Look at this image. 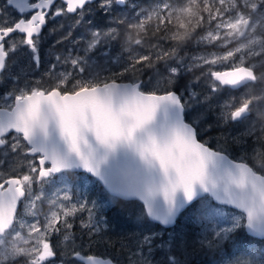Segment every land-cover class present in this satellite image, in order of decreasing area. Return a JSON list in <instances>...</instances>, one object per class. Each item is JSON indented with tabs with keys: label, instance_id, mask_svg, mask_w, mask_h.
<instances>
[{
	"label": "snow or ice",
	"instance_id": "snow-or-ice-1",
	"mask_svg": "<svg viewBox=\"0 0 264 264\" xmlns=\"http://www.w3.org/2000/svg\"><path fill=\"white\" fill-rule=\"evenodd\" d=\"M91 2L61 0L57 6L56 0H5L0 5V73L6 70V58L18 47L26 46L39 66V45L47 18L66 13L83 18ZM125 3L103 0L100 8L108 14L114 5ZM9 7L19 14H34L9 19ZM255 14L264 20V0H183L178 7L158 0L150 14L145 16L141 10L135 16L139 23L129 25L126 43L141 51L125 48L123 51L129 53L126 58L121 54L112 60L118 70L103 69L108 72L104 76L92 73L89 69L93 65L86 58L102 40L116 39L117 30L109 28L93 31L85 56L72 52L63 58L57 55L56 63L46 73L47 84L41 77L20 87L17 77V86L0 102V168L11 158L8 170L0 171V264H15L20 258L25 264H51L50 258L56 256L51 238L62 233L64 241L74 240L71 221L77 212L87 211L90 219L93 214L99 215L103 221L100 214L111 201H91L92 208H88L82 202H73L67 187L46 193L45 185H54L58 176L63 182L64 176L74 170L91 174L113 198L138 199L145 215L163 225L173 224L182 210L203 201L201 211L207 223L203 225L205 239L200 243L209 248L214 243L218 247L241 228L264 238V135L254 140L259 147L253 149L256 161L252 166L245 162L246 152L231 158L219 139L215 147L211 145L213 137L203 139L221 124L248 120L254 107L264 102V89L260 95L255 94V86L264 84V72L258 75L256 65L249 62L250 58L264 56V33L257 35L261 20H254ZM154 17L159 21L152 32L157 43L145 48L140 33L147 35V22ZM114 23L120 25L123 20ZM205 24L212 30L197 43L221 51L193 59L200 62L198 67L208 69L202 76L211 80V91H246L238 100L221 106L215 125L201 127L203 114L189 119L201 103L198 95L189 92L186 96L187 87L173 90L172 85L189 70L180 56L182 46ZM137 28L140 33L134 39L132 29ZM17 33L21 38L8 44ZM166 43L173 46L166 47ZM58 66L64 71L58 72ZM214 67L227 70L214 71ZM148 73L152 75L147 81L137 75ZM209 99L205 97V101ZM229 108L231 111H227ZM262 121L264 112H258L244 133L232 137L233 142L246 149L245 137L254 136L257 123ZM259 131L264 133V123ZM220 138L226 140L227 136L221 133ZM46 196L51 197L48 202L56 210L41 220L35 209ZM21 204L23 212L18 210ZM226 206L230 210L225 211ZM26 216L33 222L29 223ZM81 226L90 227L83 221ZM155 235L143 238L149 252ZM71 254L81 258L79 251ZM86 259L89 264H113L95 256ZM169 264L179 262L169 257ZM222 264H264V252L233 256Z\"/></svg>",
	"mask_w": 264,
	"mask_h": 264
},
{
	"label": "rangeland",
	"instance_id": "rangeland-1",
	"mask_svg": "<svg viewBox=\"0 0 264 264\" xmlns=\"http://www.w3.org/2000/svg\"><path fill=\"white\" fill-rule=\"evenodd\" d=\"M102 2L103 0H100L99 5ZM90 13L91 12L87 10L84 13L83 18L79 15V19L70 22L68 26L70 27L72 25V28L67 27V23H63L57 27L56 34L67 35L68 38H72L74 35L78 36L72 40H68V46L65 51H62V53L55 54L56 52L54 50V54L51 56L53 62H49L47 60L49 58L40 59L39 64L42 63V66L40 67V65L37 66L32 61V58H26L23 61L26 66L23 67L16 65L18 58H10L8 67H6V71L1 79L2 85L0 88H5V92L6 90L11 92L17 86V77L20 87L24 86L25 81L39 80L41 77L44 78L45 84H47L48 78L46 73L50 66L56 63L54 58L57 55H60L61 58H63L68 52H72L73 55L85 56V49L93 39L92 33L97 30L93 28L82 29L83 25H81L82 23L80 22H84L83 20H85L86 16ZM254 20H261L260 15L255 14ZM77 21L80 22L77 23ZM261 24H264V20H261V23L257 24V35L264 33ZM106 30L107 29H104L103 31ZM211 30L212 29L207 27L205 28V33ZM117 38L118 35L116 39ZM103 42L104 41L102 40L97 48L88 53V56L86 57L88 58V63L93 65L89 71L92 73L99 72L101 76L105 75V71H102L103 69H110L112 71L113 69H117L110 68L109 66L117 55L122 54L125 56V54H129L128 52L123 51L125 48L131 47V51L135 52V50H133L134 47L129 46L126 43V40L123 41V43H120L121 45L115 43V45H108V47L104 46V48L102 47ZM220 43L223 44L224 41L221 40ZM56 44L57 41H55L54 46H56ZM200 46L202 47L201 50L195 51L189 56L188 61L185 62V65L189 70L181 74V76L186 75L190 78L188 79L189 90L185 95L187 96L189 92H195L198 95L201 91L205 90L208 92L207 97L212 98L217 92L213 93L211 91V80L207 76H202V73H206L208 69L198 67L197 64L200 62L194 61L193 58L206 52H220L221 49L219 47L212 48L211 46H206L204 43H200ZM235 46L237 45H232V47ZM258 50L259 49L257 48V51ZM249 62L256 65V68H258L264 64V56L250 58ZM14 67L17 68L14 69ZM213 70L222 71L227 69L225 67H214ZM57 71H64V69L58 66ZM153 86H155V80H153ZM198 86L201 87L200 90H196V87ZM161 87H164L163 82H161ZM179 90L182 89L180 88ZM245 91V89L241 91L235 99L238 100ZM233 99L234 98H230L228 102H231ZM225 102L226 101L221 102L218 105L220 109L217 116L220 115L221 106ZM227 111H231V109L229 108ZM197 115H199V113L193 110L189 119ZM259 123L261 127V123H264V121ZM230 130H232V126L229 124L227 125V131ZM55 179L57 182L54 185H45L46 193L67 187L70 190V194L74 197L73 202H82L86 204L88 208H92L91 201H97L99 203H107L110 201V199H108L110 197H101L102 194L99 193V189L96 186L97 184L85 175L80 174L71 176L66 174L63 178V182H61L59 176ZM36 191L38 192L39 189L37 188ZM49 199H51V197L46 196L43 201L37 202L35 211L41 220H43L44 215L56 210L53 205L49 204ZM202 204L203 203H200L194 207L195 209L184 212L179 218L180 222H176L172 228L167 229H162L156 224L149 222L139 203L132 206L130 214L125 215V219H123L122 216H119V218L123 220L118 219V216L112 218L114 214L111 213L104 217V213L112 205V201L110 206L103 209L100 214L103 216V221L100 220L99 215L93 214L90 219L87 211L77 212L75 218L71 221L73 223L72 233L74 240L64 241L62 233H55L52 236L51 242L56 246L54 250L56 251L55 257L57 258L54 262L51 261L53 258H50L51 264H56L57 262L62 261L65 262V264H75V262L71 260V253L73 248L83 250L81 248V239L84 238V236L85 238L87 237L86 240L85 238L83 239L85 240L83 243L84 247L92 249L93 251L97 250L104 258H110L116 264H169V257H175L179 264H222V261L226 258H231L233 256L242 257L235 254L228 255L225 250L222 249V243H220L218 247L215 246L214 243V246L211 248L206 244L202 245L200 243L201 240L205 239L202 233L204 231L203 225L207 223L201 211ZM224 210L228 211L230 209L225 208ZM23 211L24 206L21 212ZM25 219L29 223L33 222L31 216H26ZM82 221L90 227H82ZM108 221H113V223L108 224ZM92 226L95 227L92 228ZM152 234L156 235L152 240V247L149 252L147 245L143 244V238ZM208 239H211L210 235L208 236ZM216 256L218 258H216ZM15 264H25V259L20 258L16 260Z\"/></svg>",
	"mask_w": 264,
	"mask_h": 264
},
{
	"label": "trees",
	"instance_id": "trees-1",
	"mask_svg": "<svg viewBox=\"0 0 264 264\" xmlns=\"http://www.w3.org/2000/svg\"><path fill=\"white\" fill-rule=\"evenodd\" d=\"M166 2L172 3L174 6L180 5L183 0H166ZM158 3V0H126V3L123 5H114L111 9L110 13L106 14L104 10L100 8V5H97L93 8L92 12L90 13L89 19L83 20L84 22L81 25H83L82 29H109L114 28L118 32V38L113 41H104L102 44V47H108V45H121L120 43H123L125 41L126 33L128 32L129 25L132 24H138L139 21L135 19V16L138 12L141 10H144V15L146 16L152 12L153 6ZM182 19L187 22L186 17H182ZM123 20V24L118 25L117 23H114V21H120ZM70 22L67 23V25ZM159 23V21L154 17L150 22H147V35L144 36L143 33H140V30L132 29V35L133 38H137V33H140V36L144 37V47L146 48L149 44H156L157 40L153 38L152 32L155 28V26ZM80 25V24H77ZM76 25V26H77ZM72 28V25L70 26ZM208 25L205 24L204 28L202 30H197L191 38L184 43V45L181 48L180 56L184 58V63L188 61L189 56L193 54L197 50H201L200 43L198 44L197 41L199 37L203 36L205 34V28H207ZM173 31L176 29L173 28ZM78 36V35H77ZM57 44L55 46V54H60L62 51H65L68 46V36L65 35V37L61 34H57ZM117 41V42H114ZM126 46V45H125ZM124 46V47H125ZM134 47L133 50L135 52H140V47H137L135 45H132ZM166 47H172V43H166ZM114 47V46H113ZM112 47V48H113ZM111 48V49H112ZM146 54V53H145ZM128 54H125V58ZM49 62H53V59L50 57L47 59ZM48 62V63H49ZM110 68H117L116 65L113 63L109 66ZM117 69H113V71H116ZM264 70V66H261L256 69L257 74L259 75ZM105 75L108 74V72H104ZM139 79L147 81L148 76L152 75V73H148L147 75H140ZM188 78L186 75L181 76L174 85H172L173 90H179L180 88L183 90L187 87L189 90V84H188ZM200 86L196 87V90H200ZM261 89H264V84H257L255 86V94L260 95ZM244 89L237 91H231L227 88H221L212 98L210 97L209 100L205 101V97H207L208 92L203 90L198 94L200 105L197 106L194 110L197 111L199 114H203L205 116V119L201 121L202 127H205L207 124H213L215 125L217 123V113L219 111V104L224 101H229L230 98H237V96L243 91ZM187 93V92H186ZM258 112H264V102H261L256 108L254 107L252 115L248 118V120H245L238 124H230L232 126V130L227 131V125L221 124L220 127H214L211 132H208L203 139L207 140L209 137H213L214 139L211 140L212 146H217V139H219V144L226 147L228 150V153L230 154L231 158H239L242 155L247 154L248 159L245 162H248L250 166H252L256 161V153L253 151L254 148H258L259 145L254 144V140L256 136L264 135V133H261L259 131L260 123L258 122L256 125L257 131L254 136L252 137H245V140L243 143L246 144V149L241 148L239 143H234L232 140V137H239L242 133L245 132L246 127L250 124L251 121L256 120L257 113ZM216 115V116H215ZM224 133L227 136V139L220 138V134ZM258 167V165H257ZM96 183V181H94ZM97 184V183H96ZM102 194V198L109 197L104 191L100 190ZM110 201H112V205L107 209L108 213L114 214V216H118V219L123 220L125 219V215H127V212L131 211V208L133 205L137 204V202H125L121 200H117L114 198H108ZM203 203L201 200H197L193 204H191L188 208L185 209L184 212H188L189 210L195 209L198 204ZM183 212V213H184ZM181 213V216L182 214ZM108 215V214H107ZM119 216H122L123 219L119 218ZM110 222V221H108ZM110 223H113L110 222ZM260 244H264V242L257 240H253L249 237H246L244 235L243 228L238 229L235 233H233L228 240H225L222 243V249L225 250V252L228 255H238L242 257H247L252 254L260 255L263 251H260ZM216 258H218L216 256Z\"/></svg>",
	"mask_w": 264,
	"mask_h": 264
},
{
	"label": "flooded vegetation",
	"instance_id": "flooded-vegetation-1",
	"mask_svg": "<svg viewBox=\"0 0 264 264\" xmlns=\"http://www.w3.org/2000/svg\"><path fill=\"white\" fill-rule=\"evenodd\" d=\"M34 2H38V0H34ZM99 2H100V0H92V2L88 5V8L85 9V12L87 10H89V9H90L89 12H92L93 8L95 6H97V5H99ZM4 3H5V0H0V5H3ZM60 3H61V0H56L57 6H60ZM9 12L11 13V16L9 17V19L15 18L17 20L20 19V18H30V15L31 14H34V13L19 14L18 12H16L11 7H9ZM89 17H90V14L86 16L87 19H89ZM77 19H79V15L78 14H72V13H66V14H63V15H60V16H56V17L49 16L47 18L46 25L42 28V40H41L40 45H39V57H40V59L50 58L52 56V54H54V49H55L54 44H55V41L58 39L57 34H56L57 27L60 26L63 23L73 22V21H75ZM66 26L69 27L68 25H66ZM63 36L65 37V35H63ZM75 37H77V35H74V37L69 38V40H72ZM19 38H21L20 37V34H18V33L17 34H13V39H9L8 40V44L14 43ZM6 48H7V44H6ZM12 57L18 58V62L16 63L17 66L20 65V66L25 67L26 65H25V63L23 61L26 58H32V54H31L30 50L26 46L25 47H18L14 53H10V55L6 58V65H7V67H8V62H9L10 58H12ZM39 65L41 67L42 66V63H40ZM262 66H264V64ZM15 68H17V67H14V69ZM5 71L6 70H4L2 73H0V86L2 85L1 79H2ZM240 90H242V89H240ZM6 93H8V91L6 90V92H5V88H0V102H2V98H3V96ZM0 151H2V150H0ZM0 158H3V157H0ZM17 160L19 161V158H17ZM10 163H11V158H9V160H7L5 162L4 166L2 168H0V171H7ZM67 174L68 175H71V176H73V175H80V174L82 175V173H67ZM96 183H97L96 186L99 189V193H101L100 190L104 191L100 187V185L98 184V182H96ZM110 198H113V197H110ZM114 199H116V198H114ZM117 200H120V199H117ZM125 202H129V201H125ZM132 202H137V201H132ZM141 207H142V205H141ZM22 208H23V204L18 205V210L19 211H22ZM142 209H143V207H142ZM107 214H109V213L106 210L105 213H104V215H105L104 217H106ZM129 214H130V212H127V215H129ZM145 217H146V215H145ZM179 218L176 221L177 223L180 222L179 221ZM146 219H147V217H146ZM108 224H111V223L108 222ZM153 224H155V223H153ZM157 226H159V225H157ZM159 227H161V226H159ZM161 228L163 229V227H161ZM246 237H249V236L246 235ZM84 238H85V236H84ZM84 238L81 239V241H82L81 248L83 250H80V249H77V248H73V251H79L81 253V257L82 258H86L87 256H95V257L104 258L101 254H99V252L97 250L93 251L92 249H87L86 247H84L83 246V243L85 242V240L87 239V237L85 238V240H83ZM249 238H251L253 240H257L258 242H260V241L264 242V239H254L252 237H249ZM77 244H79V243H77ZM259 247H260V251H263L264 244H260ZM56 258L57 257H53V259L51 261L54 262ZM71 260L74 261L75 264H85L82 261L81 258H76L72 254H71ZM56 264H61V262H57ZM64 264H65V262H64Z\"/></svg>",
	"mask_w": 264,
	"mask_h": 264
},
{
	"label": "water",
	"instance_id": "water-1",
	"mask_svg": "<svg viewBox=\"0 0 264 264\" xmlns=\"http://www.w3.org/2000/svg\"><path fill=\"white\" fill-rule=\"evenodd\" d=\"M222 71H225V70H222ZM232 90H233V89H232ZM69 173H84V174H86L87 176H89V177L95 179L94 177L91 176V174L85 173L83 170H74V171H71V172H69ZM97 182H98V181H97ZM98 184L100 185V187L104 190V192H105L108 196L112 197V195H111L110 193H108V192L104 189V187L102 186V184H101L100 182H98ZM118 199L126 200V201L134 200V201H137L138 203H140V204L143 206V203H142L141 201H139L138 199H136V198H128V199H125V198H118ZM226 207H227V208H230V206H226ZM143 209H144V206H143ZM182 211H183V210H182ZM182 211H181V212H182ZM146 217H147V216H146ZM147 219H148L149 221L153 222V223H156V224L160 225V226L163 227V228H170L171 226H173V225L175 224V221H174V223L171 224V225H163V224H161V223L158 222V221H153V220H151L149 217H147ZM244 230H245V229H244ZM245 233H246L247 235L251 236V237H254V238L264 239V238H260V237L252 236V235L248 234L246 230H245ZM97 258H99V259H103V260H111V259H109V258H100V257H97ZM81 259H82V261H83L85 264H89V261H88L86 258H82V257H81ZM113 264H115V263L113 262Z\"/></svg>",
	"mask_w": 264,
	"mask_h": 264
},
{
	"label": "bare ground",
	"instance_id": "bare-ground-1",
	"mask_svg": "<svg viewBox=\"0 0 264 264\" xmlns=\"http://www.w3.org/2000/svg\"><path fill=\"white\" fill-rule=\"evenodd\" d=\"M227 89H229V90H231V91H240V89L239 90H232V89H230V88H227ZM82 175H85V176H87L86 174H84V173H82ZM88 178H90L91 180H93V181H96L95 179H93V178H91V177H89V176H87ZM97 182V181H96ZM116 199H118V198H116ZM121 200V199H120ZM121 201H126V200H121ZM131 201H134V200H131ZM196 202V201H195ZM194 203V202H193ZM192 203V204H193ZM143 207V206H142ZM189 207V206H188ZM188 207H186V208H188ZM185 208V209H186ZM225 208H227V207H225ZM185 209L181 212V213H183L184 211H185ZM228 209H230V208H228ZM144 210V209H143ZM181 213L177 216V218H176V220H175V224H176V221H177V219L181 216ZM151 222V221H150ZM153 223V222H152ZM156 224V223H155ZM174 224V225H175ZM158 225V224H157ZM173 225V226H174ZM160 226V225H159ZM173 226H171L170 228H172ZM165 229H167V228H165ZM243 231H244V234H245V236L247 235L246 233H245V230L243 229ZM247 236H249V235H247ZM249 237H251V236H249ZM252 238H254V237H252ZM254 239H258V238H254Z\"/></svg>",
	"mask_w": 264,
	"mask_h": 264
}]
</instances>
